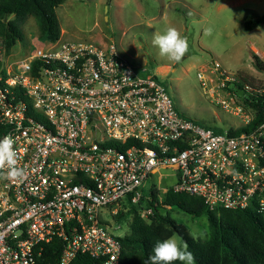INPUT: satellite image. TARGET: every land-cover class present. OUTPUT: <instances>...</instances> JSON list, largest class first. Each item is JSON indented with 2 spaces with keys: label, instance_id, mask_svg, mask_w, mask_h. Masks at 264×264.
I'll use <instances>...</instances> for the list:
<instances>
[{
  "label": "built area",
  "instance_id": "2783aa9c",
  "mask_svg": "<svg viewBox=\"0 0 264 264\" xmlns=\"http://www.w3.org/2000/svg\"><path fill=\"white\" fill-rule=\"evenodd\" d=\"M196 76L237 128L214 131L182 116L158 79L140 76L113 43L33 37L25 58L3 63L0 139L14 138L27 175L0 179V264H73L78 255L121 264L119 239L128 233L109 230L121 229L131 207L148 220L153 207L143 202L161 204L169 190L209 211L250 209L264 221V106L253 105L264 87L217 62ZM161 170L174 184L152 183L154 202L144 187L153 176L165 180ZM54 240L62 250L51 263L45 252Z\"/></svg>",
  "mask_w": 264,
  "mask_h": 264
},
{
  "label": "rangeland",
  "instance_id": "374dc122",
  "mask_svg": "<svg viewBox=\"0 0 264 264\" xmlns=\"http://www.w3.org/2000/svg\"><path fill=\"white\" fill-rule=\"evenodd\" d=\"M55 13L63 31L60 39L115 44L140 76H155L178 112L201 126L225 132L237 128L239 121L202 94L198 70L209 69L217 62L251 87H264V71L257 68L254 59L255 55L264 65V25L251 31L243 28L244 21L264 15V0H63ZM169 27L177 29L188 42V51L179 62L161 57L152 43L154 35L163 34ZM22 31L25 38L17 42L10 56L4 57L0 49L3 63L27 56L31 39L38 35L33 18L25 21ZM163 66L169 69H160ZM160 174L167 177L159 182L155 176L148 179L146 193L152 183L160 190L174 184L168 176L170 171L161 170ZM167 212L187 228L196 242L207 245L209 229L205 216L195 218L176 209ZM131 218H123L121 229L109 232L129 234ZM110 224L115 227L114 222ZM215 251L220 254L219 248Z\"/></svg>",
  "mask_w": 264,
  "mask_h": 264
},
{
  "label": "trees",
  "instance_id": "16d2710c",
  "mask_svg": "<svg viewBox=\"0 0 264 264\" xmlns=\"http://www.w3.org/2000/svg\"><path fill=\"white\" fill-rule=\"evenodd\" d=\"M61 4L63 0H0V48L3 56H10L17 42L23 40L22 25L28 18L34 19L40 41H57L61 29L55 9ZM262 25L264 15L244 21L243 28L251 31ZM254 59L257 68L264 71V65L258 57L254 55ZM2 65L0 60V69ZM253 105L257 110L263 108L264 99ZM205 127L219 131L212 126ZM4 133L5 127L0 126V135ZM237 133L230 131V134ZM149 193L153 201L157 202L156 191ZM148 206L153 207V214L148 220L140 216L136 207H131L119 216L118 221L132 217L129 234L119 239L122 247L121 264H146L149 256L153 255L155 244L174 235L187 245V250L195 258V264H264V221L254 211H209L201 199L171 190L162 195L161 204L153 206L143 202L140 208ZM168 209H176L195 218L205 216L209 229L207 245H200L185 226L171 219ZM216 248L220 249V254L215 251ZM46 249L47 260L55 263L61 253L62 243L54 240ZM73 264L98 263L87 255H78ZM176 264L181 262L177 261Z\"/></svg>",
  "mask_w": 264,
  "mask_h": 264
},
{
  "label": "clouds",
  "instance_id": "9594fccd",
  "mask_svg": "<svg viewBox=\"0 0 264 264\" xmlns=\"http://www.w3.org/2000/svg\"><path fill=\"white\" fill-rule=\"evenodd\" d=\"M152 43L161 57L172 62H179L188 51L187 39L172 27L163 34L154 35ZM14 143L11 135L0 139V179L22 182L27 173L18 166ZM177 261L181 264H195V258L187 250L186 244L178 243V238H167L155 244L153 255L149 256L146 264H176Z\"/></svg>",
  "mask_w": 264,
  "mask_h": 264
},
{
  "label": "crops",
  "instance_id": "0c3cea01",
  "mask_svg": "<svg viewBox=\"0 0 264 264\" xmlns=\"http://www.w3.org/2000/svg\"><path fill=\"white\" fill-rule=\"evenodd\" d=\"M62 31V30H61ZM62 33H63V31H62ZM62 36V35H61ZM252 50H255L253 47H252ZM160 69H163V70H168L169 68L168 67H165V66H163V67H160Z\"/></svg>",
  "mask_w": 264,
  "mask_h": 264
},
{
  "label": "water",
  "instance_id": "95a60500",
  "mask_svg": "<svg viewBox=\"0 0 264 264\" xmlns=\"http://www.w3.org/2000/svg\"><path fill=\"white\" fill-rule=\"evenodd\" d=\"M239 93V95H242V93L241 92H238Z\"/></svg>",
  "mask_w": 264,
  "mask_h": 264
}]
</instances>
